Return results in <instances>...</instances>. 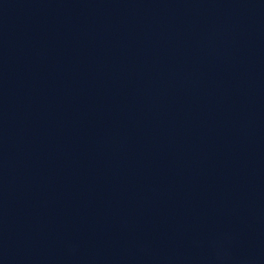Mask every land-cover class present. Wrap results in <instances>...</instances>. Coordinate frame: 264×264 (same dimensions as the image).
<instances>
[{
  "label": "water",
  "instance_id": "water-1",
  "mask_svg": "<svg viewBox=\"0 0 264 264\" xmlns=\"http://www.w3.org/2000/svg\"><path fill=\"white\" fill-rule=\"evenodd\" d=\"M0 264H264V0H0Z\"/></svg>",
  "mask_w": 264,
  "mask_h": 264
}]
</instances>
